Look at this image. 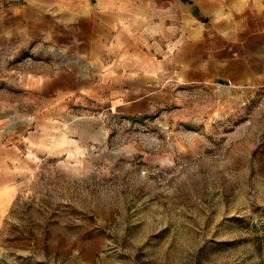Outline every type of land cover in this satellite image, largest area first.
<instances>
[{"label": "rangeland", "instance_id": "obj_1", "mask_svg": "<svg viewBox=\"0 0 264 264\" xmlns=\"http://www.w3.org/2000/svg\"><path fill=\"white\" fill-rule=\"evenodd\" d=\"M177 6L0 0V264H264V85L110 108L122 42Z\"/></svg>", "mask_w": 264, "mask_h": 264}, {"label": "crops", "instance_id": "obj_2", "mask_svg": "<svg viewBox=\"0 0 264 264\" xmlns=\"http://www.w3.org/2000/svg\"><path fill=\"white\" fill-rule=\"evenodd\" d=\"M166 14L161 44L153 41L149 18L146 29L122 42L115 58L134 60L130 69L116 64L110 108L128 117L149 112L171 102L180 84L264 85V0H178ZM153 52L163 55L164 81L157 86Z\"/></svg>", "mask_w": 264, "mask_h": 264}]
</instances>
